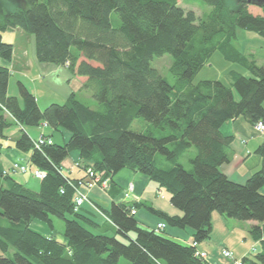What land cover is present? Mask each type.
Segmentation results:
<instances>
[{
	"label": "trees",
	"instance_id": "16d2710c",
	"mask_svg": "<svg viewBox=\"0 0 264 264\" xmlns=\"http://www.w3.org/2000/svg\"><path fill=\"white\" fill-rule=\"evenodd\" d=\"M12 1L14 9L0 16V33L20 29L31 34L36 61L64 65L85 77L82 87L98 108L71 93L62 104L40 109L21 82L18 96L8 94L11 73L0 65V155L5 131L15 124L14 148L30 153L28 164L45 172L39 190L32 191L6 174L0 162V264H118L121 258L128 264H212L195 256L194 246L139 227L124 203L105 212L113 235L94 232L93 223L74 211L69 184L86 174L76 180L61 170L72 151L84 162L82 171L91 167L101 179L122 169L148 177L182 216L146 206L148 211L168 227L191 228L196 244L210 237L215 211L256 222L249 234L260 250L240 259L264 264V140L255 150L260 167L244 183L231 181L219 169L229 161L232 140L221 126L238 117L252 126L264 124V64L256 65L232 45L238 29L264 39V5L259 7L263 15H253L252 4L243 1L202 0L210 11L197 18L177 0ZM216 52L245 73L230 70L229 85L194 81ZM164 54L172 57L173 84L151 66L154 57ZM12 55V45L0 35V61L10 62ZM137 118L149 125L131 130ZM42 124L67 133V139L35 149L24 127ZM191 147L196 154L185 169L178 160ZM53 219L63 221V242L29 227L38 220L53 230Z\"/></svg>",
	"mask_w": 264,
	"mask_h": 264
},
{
	"label": "crops",
	"instance_id": "0c3cea01",
	"mask_svg": "<svg viewBox=\"0 0 264 264\" xmlns=\"http://www.w3.org/2000/svg\"><path fill=\"white\" fill-rule=\"evenodd\" d=\"M30 60L32 61L30 62L31 67L37 69V71L35 72V76L32 77L31 88L26 86V84H24L21 79H19L17 82H21L34 95L37 105L40 109L42 108L38 104V89L36 86V83L40 80L49 79L50 81L62 83V87L66 89L64 97L61 96V98H63V101L71 93H75L76 95L77 92H80L84 89L82 85L86 78L71 74L66 66L38 63L36 61L34 52L32 55V59L30 58ZM5 63L6 62L4 61H0V65L8 67L10 73H12V69H10V67ZM21 63L22 64L21 66H19V68H27L29 66L28 60H26L25 58L22 59ZM9 84L10 82H8V94L11 95L9 93ZM12 96L18 95L12 93ZM44 106L46 107V105ZM12 127H17L18 130L13 131ZM41 127L43 129L38 135L36 132L30 134L25 129L24 130L32 140H35L41 135H44L49 137L52 140V143L61 144V137L56 136L51 131L47 133L46 129L50 128L45 124H42ZM220 131L225 136H232V140L228 149L229 161L222 164L219 169L231 181L242 184L246 181L251 173L257 171L260 167V158L255 153V150L264 140V135L256 132L253 126L247 123L241 117L227 121L221 126ZM5 134L7 135L5 141H8L9 143L13 141V143L8 144L7 150L5 149L6 151L4 150L3 145L2 152L4 151V153L2 154L1 152L0 162L3 170H8L10 172L9 175L14 176L20 174L11 173L10 169L13 163L19 162L18 158L21 156L20 154L15 152L16 149L13 150L14 142L19 134V126L13 124L10 128L6 129ZM62 135L64 136L63 139H65L66 134ZM29 155L30 153H28L27 156H23L26 162L28 161ZM79 161L81 160L79 158L78 152L72 151L68 155V157L61 163L62 172L65 175H69V177L76 180L83 178L85 176V172L75 167V164ZM29 181L30 178H28L24 184L28 185ZM130 185H132V190L131 192H129V196L125 197V194L128 192V188ZM261 192L264 193V190H261ZM87 196V201L79 208L78 212L80 215L93 223L94 229H98L103 234H108L107 232H111L110 235H113L115 233V229L111 221H109V219L105 216V212L110 210L112 204L124 203L128 207H130V209H134L136 211V213L133 215L134 219L137 221L138 226L141 228L154 229L158 223L162 222V220H160L158 217L151 214L146 206H150L170 216H182V212L170 204L168 198L166 199L164 197L162 191L158 189L156 183L150 181V179L145 175L128 169H122L113 176L108 177L107 188H102L101 186L98 187L96 185L92 186L88 190ZM256 224L257 223L254 221H244L243 224H235V226L241 227V225H245L249 229L251 226ZM243 228L245 229V227ZM164 232L168 238H171L179 243L186 245H192L193 243V230L191 228L186 227L184 229H179L166 226ZM250 239L252 241L251 248L245 251L247 253H245L244 251L238 253L239 256H243L246 254V256H249L250 251L253 252L251 256H254L257 252H259V243L253 241L251 236ZM243 240L245 242V237H243ZM57 241L63 242L64 238L62 237ZM203 245V243L196 244V249L199 252L206 253L211 262L215 264H229V261L222 258L219 254L220 248H209L207 250L206 246ZM222 248L230 250L227 246L224 245ZM230 251L233 252L232 250ZM233 256L236 257L234 253Z\"/></svg>",
	"mask_w": 264,
	"mask_h": 264
},
{
	"label": "rangeland",
	"instance_id": "374dc122",
	"mask_svg": "<svg viewBox=\"0 0 264 264\" xmlns=\"http://www.w3.org/2000/svg\"><path fill=\"white\" fill-rule=\"evenodd\" d=\"M178 5L184 9L185 11L191 10L194 12L197 18H202L205 16L209 11L210 7L206 5L202 0H177ZM16 2L12 0H7L6 2L0 3V16L3 12L10 11L14 9ZM249 11L253 15H263L262 10L255 5H249L248 7ZM1 40L3 43L11 44L13 47V55L10 62H6L10 69H12V73L9 78V93L12 95V93H15L18 95V87H17V81L19 79L22 80L26 86L31 88L32 84V77L35 76V72L37 71L36 68H32L30 65V58L32 59V55L34 52V38L31 34L18 30H5L0 33ZM232 45L234 48H236L238 51L242 52L244 55H246L248 58H251L255 61L256 65L261 66L264 64V39L259 36L257 33L253 31H246L242 29H238L236 33V39L232 41ZM28 60V67L24 68L21 66L22 59ZM35 62V61H34ZM172 57L168 54H164L161 57H154L151 61V66L155 68L161 76L166 78V80L173 84L174 78L170 75L168 69L171 65ZM42 64V63H41ZM50 64V63H46ZM67 67V66H66ZM236 70L240 73H245L244 69L236 64L229 63L223 60L222 56L219 53H214V55L209 60L208 64L202 68V70L198 73V75L195 77L194 81H200V80H220L223 83L229 85L231 83V77L229 76L230 70ZM30 79V80H28ZM37 86V96H38V104L39 106L44 109L49 104L56 103V104H62L63 98L65 95L66 89L62 87V83L50 81L49 79L46 80H40L36 83ZM76 98L80 100L82 103L90 107L91 109H97L98 103L93 99L91 92L88 89H83L80 92H77ZM149 125V123H146L140 118H137L133 121V123L130 126L131 130L134 131H140L143 130ZM13 128V127H12ZM27 132L30 134L33 132H36L37 135L40 134V131H42L41 125L39 126H31V127H24ZM13 131L18 130L17 127H14L12 129ZM52 132L56 136L61 137V144L63 141L67 138V133L62 131H54L51 128L46 129V132ZM62 134H66L65 139ZM13 141L10 143L8 141L3 140L4 150H7L8 144H12ZM5 150V151H6ZM9 150V149H8ZM11 150V148H10ZM15 150V148H13ZM18 154H20L21 158H18V163L25 164L26 161L23 158V156H27L28 153H23L15 150ZM4 151L2 152V154ZM196 154V149L194 147H191L188 149V151L179 158L178 162L183 165L185 169H190V164L188 163V159L193 157ZM76 167V166H75ZM77 168V167H76ZM33 168L28 164V170L26 173H20L17 175L12 176L14 180L20 182L23 184L26 188L32 190V191H38L40 186V180L33 177L32 172ZM8 171V170H7ZM8 174V173H7ZM30 178V181L27 184H24L27 179ZM24 181V182H23ZM100 186V185H96ZM264 190V187L262 188ZM164 197L167 199L168 194L161 190ZM243 224L244 221H238L235 219L226 218L223 215H220L216 211L212 213L211 218V226L212 231L210 237L201 242L206 246V249L209 248H222L223 245L227 246L230 250H232L235 254L236 259H240L243 256H239L238 253L245 252L246 250L251 248L252 241L249 236V229L245 225H241V227L235 226V224ZM29 227L37 232L40 233H47L51 234L56 239H61L63 237V221L59 219H53V230H50L48 226L45 223H42L38 220H33ZM245 227V229L243 228ZM94 232L101 233L98 229H94ZM108 235L111 234V232H107ZM163 236L165 235V232H161ZM243 237H245V242L243 240ZM117 239H121L122 242H127V239L121 237H117ZM200 244V243H199ZM203 245V246H204ZM229 250V251H230ZM13 250H10V255H12ZM247 253V252H245ZM253 252L250 251L249 256L251 257ZM118 264H128V262L121 258Z\"/></svg>",
	"mask_w": 264,
	"mask_h": 264
},
{
	"label": "built area",
	"instance_id": "2783aa9c",
	"mask_svg": "<svg viewBox=\"0 0 264 264\" xmlns=\"http://www.w3.org/2000/svg\"><path fill=\"white\" fill-rule=\"evenodd\" d=\"M253 128L258 132L259 134L264 135V124L262 122H257ZM32 144L35 149L40 150L42 146L44 145H51L52 140L49 137H45L43 135L39 136L35 140H32ZM84 162L79 161L75 164L77 168H81L83 166ZM11 173H25L28 170V162L25 164H20L18 162H15L11 165L10 167ZM6 174L10 173L9 171H4ZM86 176L83 180L78 181L77 184L69 183L74 191V211H78V209L87 201L88 196V190L95 185H100L102 188H107L108 186V178L101 179L102 174H94L92 171L91 167H88L87 169L84 170ZM32 175L34 178L38 180H42L45 177V172L39 169H34L32 172ZM128 192L125 194V197L129 196V192L132 190V185L129 186ZM61 193H63V189L60 190ZM136 211L134 209H130V214L134 215ZM166 228V224L162 221L156 225L154 230L156 232H162ZM192 246L196 247V243L193 242ZM219 254L221 255L222 258L226 259L229 261V264H242L241 259H236L233 256V253L229 251L226 248H220L219 249ZM195 256L200 257L201 259H205L208 262H211L209 260V257L206 253L204 252H199L198 250L195 251ZM212 264H215L211 262Z\"/></svg>",
	"mask_w": 264,
	"mask_h": 264
},
{
	"label": "water",
	"instance_id": "95a60500",
	"mask_svg": "<svg viewBox=\"0 0 264 264\" xmlns=\"http://www.w3.org/2000/svg\"><path fill=\"white\" fill-rule=\"evenodd\" d=\"M237 2L243 1L246 2L247 4H252L258 7H261L264 5V0H236Z\"/></svg>",
	"mask_w": 264,
	"mask_h": 264
}]
</instances>
